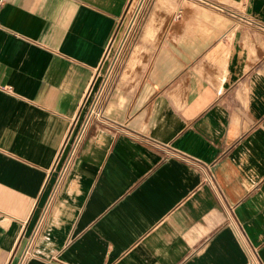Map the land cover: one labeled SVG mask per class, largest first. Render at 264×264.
<instances>
[{
    "label": "crops",
    "instance_id": "0c3cea01",
    "mask_svg": "<svg viewBox=\"0 0 264 264\" xmlns=\"http://www.w3.org/2000/svg\"><path fill=\"white\" fill-rule=\"evenodd\" d=\"M129 1L0 0V264H264V0L109 85Z\"/></svg>",
    "mask_w": 264,
    "mask_h": 264
},
{
    "label": "rangeland",
    "instance_id": "374dc122",
    "mask_svg": "<svg viewBox=\"0 0 264 264\" xmlns=\"http://www.w3.org/2000/svg\"><path fill=\"white\" fill-rule=\"evenodd\" d=\"M213 1L130 0L114 35L116 39L101 76L105 74L109 85L116 80L126 65L124 53L129 42L137 37H155V39L163 37L170 51L169 54L165 53L167 56L179 53L182 44L190 45L199 39L206 41L231 34V29L235 27V25L231 26V19L243 11V6L229 0H218L230 2L238 7L237 10H232L223 6L218 7L219 4L216 6ZM257 27L260 31L258 36L264 37V26L257 25ZM116 46L117 50L114 54ZM111 58L110 64L108 61ZM163 60L172 61L173 58L165 57ZM179 67L180 64L175 66L176 69Z\"/></svg>",
    "mask_w": 264,
    "mask_h": 264
}]
</instances>
